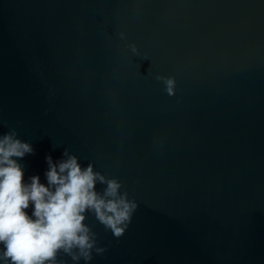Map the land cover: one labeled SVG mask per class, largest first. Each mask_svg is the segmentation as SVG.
Returning a JSON list of instances; mask_svg holds the SVG:
<instances>
[{"label": "water", "instance_id": "obj_1", "mask_svg": "<svg viewBox=\"0 0 264 264\" xmlns=\"http://www.w3.org/2000/svg\"><path fill=\"white\" fill-rule=\"evenodd\" d=\"M13 128L25 177L67 149L137 201L119 238L85 213L91 264H264V0H0Z\"/></svg>", "mask_w": 264, "mask_h": 264}, {"label": "clouds", "instance_id": "obj_2", "mask_svg": "<svg viewBox=\"0 0 264 264\" xmlns=\"http://www.w3.org/2000/svg\"><path fill=\"white\" fill-rule=\"evenodd\" d=\"M133 46V51H135ZM175 94L174 78L165 81ZM34 153L31 142L20 139L15 128L0 134V264H61L58 253L91 264L93 252L103 255L95 234L83 223L93 212L114 237L123 236L138 208L121 182L82 166L67 149L61 158L45 156V182L39 174L25 177V156ZM97 182L106 184L103 193Z\"/></svg>", "mask_w": 264, "mask_h": 264}]
</instances>
